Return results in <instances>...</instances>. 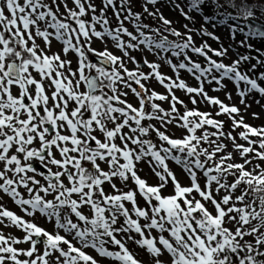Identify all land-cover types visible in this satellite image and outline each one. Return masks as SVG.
Segmentation results:
<instances>
[{
  "label": "snow or ice",
  "instance_id": "6c2138e0",
  "mask_svg": "<svg viewBox=\"0 0 264 264\" xmlns=\"http://www.w3.org/2000/svg\"><path fill=\"white\" fill-rule=\"evenodd\" d=\"M164 2L190 23L200 16L201 28L177 30L161 0H142V11L138 0H0V264H264V127L205 88L232 82L245 111L246 97H264V51L249 42L264 41V0ZM145 14L162 27L144 23ZM204 24L225 26L233 41L242 34L245 52ZM193 33L220 47L197 46ZM145 49L173 76L129 51ZM230 52L236 58L226 64ZM142 166L157 183L141 177ZM5 196L23 215L5 207Z\"/></svg>",
  "mask_w": 264,
  "mask_h": 264
},
{
  "label": "rangeland",
  "instance_id": "374dc122",
  "mask_svg": "<svg viewBox=\"0 0 264 264\" xmlns=\"http://www.w3.org/2000/svg\"><path fill=\"white\" fill-rule=\"evenodd\" d=\"M140 2H142V0H138V3L136 5L135 10L136 11H142V8H140ZM71 6V4L69 5ZM157 7L160 8L161 12L164 14V16L173 21V27H175L177 30L181 31L182 33L186 31V29L183 27L184 24H188L189 28L195 27L196 29H200L201 25L203 24V21L201 20L200 16H196L195 17V23H190L189 21L185 20L182 16H180L179 11H173L171 10V8L164 2V0H161V3L157 5ZM61 11H63V8H61ZM109 16H111V12H109ZM146 16V14H145ZM112 26L115 27V17L112 16ZM261 20H264V17L261 18ZM144 23L149 24L151 26V28H160L162 27L161 23L158 20H153L152 17H147L143 20ZM129 28V31H133L135 34V30L132 27L131 24H128L126 22V25ZM204 28L207 29V31L212 32L214 35L218 36L220 38V43H222L225 47H228L229 44H232L233 48H237L240 52H245V49L239 48V41L242 40L241 38H239V34L236 35L235 40L233 41L231 39L230 33L229 31L226 29L225 26H221V25H217L216 27H212L208 24H204ZM145 34L149 35V36H154L155 39H159V36H156L155 33H153L152 31H150L149 29H145ZM164 35H167V33H164ZM169 40H176V37L173 36H168ZM125 40H127V37H124ZM193 39L196 43L197 46H199L203 41H206L213 49H217L220 47V43H218L217 41L212 40L210 37L208 36H198L196 34L193 33ZM255 41V42H254ZM250 43H252L254 45L255 48H259L261 51H264V41H256V40H249ZM38 43H40V41H38ZM107 48L108 50L112 51L114 54L116 55H121V53L119 52V50H117L116 48H114L113 43L111 41H109L107 43ZM60 47L59 44H57L55 41L53 42V51L58 50V48ZM93 47L96 48L97 50H103L105 48V45L102 44L99 41H96L93 44ZM130 54L135 56L137 58L138 61H142V59H147L149 61H154L156 63H160L161 64V68L160 71L168 76H173V73L171 72L170 68L164 64L157 56L153 55L152 53L148 52L147 49H145L143 52L140 51H132L129 50ZM253 54H250L252 56H256L258 55L255 51L252 52ZM209 55L211 56L212 54L209 53ZM230 57L231 59H225L224 62L227 63H231L232 59H235V55L232 54L230 52ZM91 57V54H90ZM213 59H217L216 57H212ZM262 59H264V57H261ZM193 59L198 60L199 62L204 63L203 58L202 57H197V56H193ZM173 61L175 62V58H173ZM92 62L97 63V65L99 66V63L95 60L94 57H92ZM252 64L256 63V60H252L251 61ZM73 66L75 67V61L73 63ZM130 69L134 68L135 66L131 63H128L127 65ZM247 66H245L244 69L242 70H246ZM145 71H148V69L144 68ZM258 71H264V69H258ZM250 75H252L251 73H249ZM180 78L183 79L189 86H197V82L185 71H181L180 73ZM150 86L155 89V91H157L158 93H165V89L160 86L156 81H150ZM227 83V89H222L219 92H214L211 90V88L214 86H209L207 84H205V88L208 91L210 96H217L219 97L220 100H222L226 105H235L237 107H239L241 109V115L244 116L245 119V123L252 125L253 127H264V97H261L258 93H253L250 96L246 97V102L250 105V107L245 111V108L243 105L240 104V97L237 95V89L235 87V85L232 82H226ZM262 86H264V82H261ZM241 88H243V84H241ZM229 92L231 93L232 99L228 100L225 96V92ZM176 95L179 96L181 99H184L187 102V96L184 94V92L180 91V90H176ZM134 97H130V100H132L134 102ZM259 100L260 103L257 104L256 101ZM162 106H164L165 108H167V103L166 102H161ZM189 107H192L189 104ZM200 110L201 111H215L212 108H206L204 105H200ZM256 113L258 115V119H254L252 114ZM218 119L221 120H225L226 121V125H225V130H230V124L231 121L227 120V117L225 116H221L218 117ZM237 132L240 131V129L236 130ZM177 135L179 133H176ZM233 135H235V133H233ZM240 143H244V141H239ZM170 167L173 169L174 172H176L177 177L181 180L182 183H187V179L184 176V174L174 165L170 162ZM143 170L141 171L140 175L142 178H144L145 180H147V182L149 184H155L157 183V178L152 174V172L150 171V169L147 166H142ZM40 178V177H38ZM2 195V194H0ZM2 203L5 205L6 208H8L9 210L17 213L18 215H23V213L20 211V209L8 198V197H4ZM25 219H29L28 217H25ZM39 226L46 228L47 230L51 231L52 230V225L50 222H45L43 219H39L35 221ZM11 231L14 235H21V233H19V231H17L16 229H5V232H9ZM19 247H27V245H20ZM132 248H135V246H131ZM88 251V253L90 255H95L94 252H92L91 250H86ZM135 251L137 253H139V255H137V259H143V260H147V257L144 255V253L138 249L135 248ZM103 264H109L108 261H104Z\"/></svg>",
  "mask_w": 264,
  "mask_h": 264
},
{
  "label": "trees",
  "instance_id": "16d2710c",
  "mask_svg": "<svg viewBox=\"0 0 264 264\" xmlns=\"http://www.w3.org/2000/svg\"><path fill=\"white\" fill-rule=\"evenodd\" d=\"M239 38H241V39H244V37H243V35L242 34H239V36H238ZM255 42V41H254ZM253 51H251L250 53H247V54H253L252 53Z\"/></svg>",
  "mask_w": 264,
  "mask_h": 264
},
{
  "label": "water",
  "instance_id": "95a60500",
  "mask_svg": "<svg viewBox=\"0 0 264 264\" xmlns=\"http://www.w3.org/2000/svg\"><path fill=\"white\" fill-rule=\"evenodd\" d=\"M98 63H99V60H97V59H95ZM105 67L107 68L108 66L107 65H105Z\"/></svg>",
  "mask_w": 264,
  "mask_h": 264
}]
</instances>
